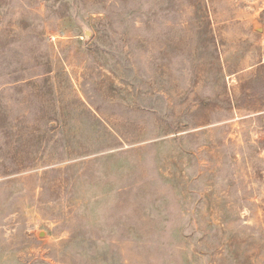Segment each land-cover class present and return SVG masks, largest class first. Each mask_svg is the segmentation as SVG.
<instances>
[{
    "label": "rangeland",
    "instance_id": "obj_1",
    "mask_svg": "<svg viewBox=\"0 0 264 264\" xmlns=\"http://www.w3.org/2000/svg\"><path fill=\"white\" fill-rule=\"evenodd\" d=\"M0 264H264V0H0Z\"/></svg>",
    "mask_w": 264,
    "mask_h": 264
}]
</instances>
